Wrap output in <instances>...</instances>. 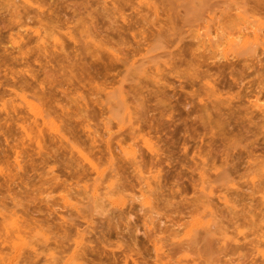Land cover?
I'll list each match as a JSON object with an SVG mask.
<instances>
[{"label":"rangeland","instance_id":"obj_1","mask_svg":"<svg viewBox=\"0 0 264 264\" xmlns=\"http://www.w3.org/2000/svg\"><path fill=\"white\" fill-rule=\"evenodd\" d=\"M235 1H245L246 12L240 4L239 11L264 27V0ZM229 14L221 33L235 38L244 24ZM180 25L167 0H0V264H66L78 239L83 264H264V28L258 46L237 58L215 57L224 45L187 33L153 53L161 56L145 64L147 76L124 71L123 60L140 59L152 34ZM120 84L134 124L122 129V111H108L115 100L106 94ZM133 128L157 153L138 140L140 174L116 148L118 139L131 143ZM106 142L120 204L103 189L108 167L94 181L78 154L99 165L110 156ZM200 157L206 167L224 163L228 177L216 180ZM156 173L149 190L140 176ZM195 217L203 225L186 240ZM15 218L34 231L14 234ZM207 220L216 223L211 230ZM53 226L59 236L67 228L71 247L49 263L53 239L44 243L34 233ZM30 243L39 254L29 260Z\"/></svg>","mask_w":264,"mask_h":264},{"label":"bare ground","instance_id":"obj_2","mask_svg":"<svg viewBox=\"0 0 264 264\" xmlns=\"http://www.w3.org/2000/svg\"><path fill=\"white\" fill-rule=\"evenodd\" d=\"M230 1H233V0H167L168 5H169V10H171V11L176 10L178 12V15L181 19V25L175 31H173L174 27H172V28L170 27V28H166V30H164V31H158V32L152 34L150 41H148V43H147L148 46L145 48V53L141 56L140 59L133 60L132 57H130V58L126 57L123 60L122 64L124 66V71L127 72L128 74H130L131 72H134V71H136L135 73L141 72V73H144L145 76H147L148 72L144 69L145 64L150 63V62H155L156 59L160 58V56H161L159 54H153V53L156 50H158L159 48L163 49V50L166 49L169 45L171 37L175 36L173 41L174 40L179 41L182 39L181 38L182 35L183 34L186 35L187 33H190L189 36H193V38H199L201 36L204 38H207L208 40L206 39V41H209L211 43L210 45L215 46L216 49L221 47L222 45H224L223 47H225V48L222 47V49L217 50L218 52L215 53V55H214L215 57H218L221 59H227L228 57L234 58L235 56L237 58V56L240 55L242 53V51L246 52V50H248L250 45L258 46V43H259L258 40L260 39L261 36H259V33H257V31L264 28L263 26H262L263 28H261V26H260V25H262V23L261 22L258 23L259 22L258 19L254 20V21H250V20L248 21L249 18H246V16L247 17H250V16L247 15V13H243V14H245V15H243L239 11L240 9L243 8V6L244 7L246 6L245 1L242 2L243 5L241 3L236 2V1H235L236 3L230 4L229 3ZM256 2H257V0H256ZM244 3H245V5H244ZM238 4H240L242 6V8H240V5H238ZM233 5H235L236 7H233ZM38 7H39V5H38ZM247 8L245 7V8H243V10L245 11V9H247ZM231 10H234V15L238 19V21L242 20L241 22H242V24H244V27H243V25H240V26H242L241 29L238 27L240 30L238 29V31L236 30L237 32L235 31L236 32L235 38L233 36H228L229 34H231L230 32H227L228 35H225V36H222V33H221L223 31V28H224V22L227 21V20H224L225 19L224 16L229 17L228 16V15H230L229 11H231ZM237 11H239V12H237ZM228 20H230V19H228ZM257 20H258V22H257ZM244 22H248V24H250V27H247L248 24L246 23V25H245ZM251 24H254L253 27L254 26L257 27L255 30H253V28H252V34L250 31V35L254 36V38H252L253 41L250 40L251 38H249L248 32L246 31L248 28L251 30V27H252ZM211 25L215 26V29H214L215 34L214 35L211 34V30H210ZM259 26H260V28H258ZM186 27H187V29H185ZM202 29H204L203 30L204 32H202L203 34L201 33ZM249 29H248V31H249ZM34 32L38 35L39 39L42 38L41 34H39L38 29H35ZM210 35H213L215 38L218 37L219 35H221V36H219L220 37L219 39L216 38L217 39L216 40L215 38L212 39L210 37ZM214 39H215V41H213ZM86 45H88V44H86ZM151 53L153 55H150ZM243 54H244V52H243ZM137 71H139V72H137ZM122 89H123L122 84H120L118 87H115L114 89H112L111 91L106 93L110 99L112 98L115 100L114 102L112 101L113 105L110 106L108 111H113L114 107L116 108V111H122L121 113L117 112V113H120V115L122 114L121 120H120L121 122H119V120H117L120 128L123 127L122 123H125V122L129 123L130 126H134V124L131 121V119H132L131 111H130L127 99L125 98V95H124ZM213 93H215V92L213 91ZM22 99H24V102L28 105L29 109L33 112L35 117L41 118V121H42L41 123L44 126L51 124V125H53L52 127H54L52 129H56L54 121L51 119H45L41 110L36 106V104L28 101L25 97H23ZM35 121H36V119H35ZM24 131H25V129H24ZM40 131L41 130H39V132ZM130 134H131V136H130L131 138H129V140L132 144L129 143L127 146H124L123 143H125L126 141L118 139L116 141V148H118L119 154H121L122 157L128 159L131 162V165L134 166V169L137 170L138 174H140L141 173L140 166H141V163H143V160H142V153L139 152L140 150L138 148V143L140 141L141 146H144L151 154L155 153L156 154L155 156H157L156 150L154 148L155 144H153L151 138H147L143 134H141L140 129L135 130L133 128L132 132ZM26 135L30 140L31 139L30 135L28 133H26ZM36 143L38 146H40V142L38 140H36ZM106 143H107V147L109 148V142H106ZM108 152L110 153V156L108 158L105 157L106 159L103 162H100L99 165H96L90 160V158L86 154H84L78 150L79 156L82 158V160L87 162V165H88L87 168H89L91 171L94 172V174H95L94 181L101 180L102 177L104 176L105 171H106L105 167H108V169L110 170V173L108 176L109 177L108 178L109 183L103 189H107V191L105 192V195H108V200L111 204H116V203L120 204L123 202V196L119 194L120 193L119 188L121 186L118 184V182H119L118 172L116 171V168L113 167L114 166L113 156L111 155L110 148H109ZM136 153H138V156L136 155ZM15 158H16L17 165H19L18 161H17V157H15ZM200 158H202V157H200ZM136 159H139V161L135 162ZM256 159H258V157L254 158L252 162L257 163L258 161H256ZM201 161H200V164L202 163L203 167H204L207 163H205V160H203V158ZM104 165H106V166L104 168L100 169V167L104 166ZM222 165H224V163H221L220 166H216V164L213 163L211 167L207 165L210 168H208L206 166L205 167H206V169H209V170L213 169V171L217 173V174L216 173L214 174V176L216 177L215 179L217 180L220 178L219 180H221V178L225 179L228 177V173H227L228 169L222 168ZM219 167H221V168L219 169ZM85 169H83V170H85ZM217 169L220 172H217ZM1 170L2 169L0 168V171ZM149 173H151V172H149ZM157 173L153 174L151 176L149 175L150 177H148V178H145L142 175L140 176V178L143 179L144 182L146 183L149 190L151 187V182L148 179L152 178L158 182L159 176L157 175ZM200 175L203 176V172ZM97 189L98 188L97 187L95 188V185H94L92 190H91V194H92L91 196H93V198H95L97 196L96 195ZM210 193H211V191H210ZM113 195H117V198H113ZM140 196L143 199V204H148L150 202L149 197L146 196L142 190L140 191ZM63 199H66V198H63ZM223 201L225 204H227V202H228L225 198L223 199ZM193 219H195V220L190 221L189 228L183 233V236H185L184 238H186V240L189 238L188 236L192 233L193 228L201 225L202 221L200 219H196V217ZM207 221H206V223H204V225H206L207 227L209 226V228H210V226L213 227V225L216 224L214 221L211 223H210L211 220H209L208 222ZM199 223H200V225H199ZM212 223H214V224L212 225ZM11 224H12L11 225L12 231L14 234H17V236H19L21 234V232L30 233L31 231L32 232L34 231L33 228H29V226L26 225L27 220L21 221L18 218H15ZM202 225H203V222H202ZM62 226L63 225H61V228H62ZM53 228H55V227L53 226V227L48 228L46 230L48 233L46 231H42V230H36L34 233V235L37 236L38 240L42 241L44 243H47L49 239H53L54 251L51 250L52 248L50 246L46 245V249L49 251V253H48L49 256L47 254L46 255L49 258L47 257V259L46 258L44 259L48 262L50 260L52 263H54L56 260L60 261L62 258H64V256L62 254L66 253L68 247H71L70 244H67V242L70 239V237L68 236V233H67V228H64L61 236H59V234L54 232L52 230ZM210 230H211V228H210ZM210 232L211 231H208V228H207L206 233L208 234ZM48 234L51 236L49 237ZM184 238H182L180 240L182 242L186 241ZM181 241H179V242H181ZM2 243H3V241H0V246ZM179 244H181V243H179ZM29 245L32 248V250H31L32 252H30L28 254V256H29L28 259L30 260L32 257H33V259L36 258L38 256L39 252L35 247H32L33 245H31V243ZM73 245H74L73 250H72L71 254L68 256V262L66 264H70V263H72V264H83L82 262H80L81 261L80 259L83 256V254L81 252L82 251V239L74 240ZM0 254H1V248H0ZM263 254H264V252H263Z\"/></svg>","mask_w":264,"mask_h":264}]
</instances>
